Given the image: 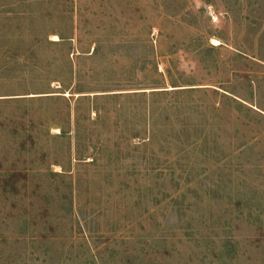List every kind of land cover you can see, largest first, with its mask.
<instances>
[{"label": "rangeland", "instance_id": "1", "mask_svg": "<svg viewBox=\"0 0 264 264\" xmlns=\"http://www.w3.org/2000/svg\"><path fill=\"white\" fill-rule=\"evenodd\" d=\"M0 264H264V0H0Z\"/></svg>", "mask_w": 264, "mask_h": 264}, {"label": "trees", "instance_id": "2", "mask_svg": "<svg viewBox=\"0 0 264 264\" xmlns=\"http://www.w3.org/2000/svg\"><path fill=\"white\" fill-rule=\"evenodd\" d=\"M59 38L61 39V41H63V38H61L60 36H59ZM60 41V40H59ZM192 90H194V89H188V90H185V91H192ZM151 93V95H152V98L153 97H156V100H158L159 101V98H160V96H164L166 93H167V91H161V92H150ZM188 93V92H187ZM145 95L146 93H141V95ZM132 95H137V94H132ZM162 98V97H161ZM159 103H160V101H159ZM157 101H154L152 104H151V111H152V113H157V111H159V113H161V114H166V113H172L173 111L172 110H175V108L174 107H170V106H161L162 104L160 103L159 104ZM155 104H158V105H155ZM178 107V106H177ZM183 107H187L186 105L185 106H183ZM150 109V108H149ZM172 109V110H171ZM150 111V110H149Z\"/></svg>", "mask_w": 264, "mask_h": 264}]
</instances>
